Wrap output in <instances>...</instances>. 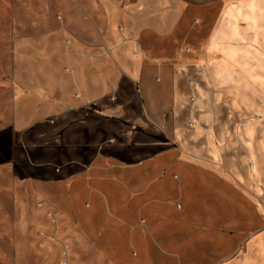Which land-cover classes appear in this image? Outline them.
Listing matches in <instances>:
<instances>
[{
    "label": "crops",
    "instance_id": "crops-1",
    "mask_svg": "<svg viewBox=\"0 0 264 264\" xmlns=\"http://www.w3.org/2000/svg\"><path fill=\"white\" fill-rule=\"evenodd\" d=\"M14 4L0 149L32 211L90 260L264 264V0Z\"/></svg>",
    "mask_w": 264,
    "mask_h": 264
},
{
    "label": "rangeland",
    "instance_id": "rangeland-1",
    "mask_svg": "<svg viewBox=\"0 0 264 264\" xmlns=\"http://www.w3.org/2000/svg\"><path fill=\"white\" fill-rule=\"evenodd\" d=\"M13 4L7 17H12L13 25L23 24V0H13ZM60 14L62 21L63 12ZM6 161L0 149V264H108L99 258L90 260L88 246H68L78 233L54 209L32 211L36 200L29 186L13 182V172ZM16 172L23 177V171Z\"/></svg>",
    "mask_w": 264,
    "mask_h": 264
},
{
    "label": "bare ground",
    "instance_id": "bare-ground-1",
    "mask_svg": "<svg viewBox=\"0 0 264 264\" xmlns=\"http://www.w3.org/2000/svg\"><path fill=\"white\" fill-rule=\"evenodd\" d=\"M16 25V24H15ZM193 203V202H192ZM255 208V207H254ZM217 209H219V208H217Z\"/></svg>",
    "mask_w": 264,
    "mask_h": 264
}]
</instances>
